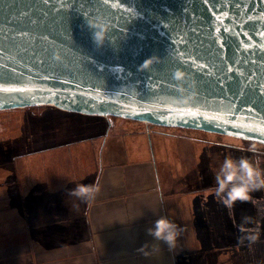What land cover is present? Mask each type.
Listing matches in <instances>:
<instances>
[{"label":"water","instance_id":"95a60500","mask_svg":"<svg viewBox=\"0 0 264 264\" xmlns=\"http://www.w3.org/2000/svg\"><path fill=\"white\" fill-rule=\"evenodd\" d=\"M43 105L264 146V0H0V111Z\"/></svg>","mask_w":264,"mask_h":264},{"label":"rangeland","instance_id":"374dc122","mask_svg":"<svg viewBox=\"0 0 264 264\" xmlns=\"http://www.w3.org/2000/svg\"><path fill=\"white\" fill-rule=\"evenodd\" d=\"M111 118L109 121L50 106L0 111V250L26 241L28 221L41 217L42 203L30 201L34 193L42 195L48 183L58 188L60 179L74 177V171L78 176L91 171L92 148H99L101 138L109 131L122 134L123 143L117 147L128 146L132 154H137L134 148L139 140L145 148L153 147L164 192L177 180L180 195L194 192L202 196L205 202L196 199L194 213L204 243L226 246L227 258L235 256L233 264H264V218L257 216L258 210H264V191L253 193L251 202H236L231 209L215 194V176L226 157H248L264 168V146L213 133ZM252 147L257 149L255 153L249 151ZM193 201L185 203L189 211ZM245 216L253 218L252 222L242 223ZM19 228L24 233L14 231ZM257 230V243L250 244L246 239L241 242V237ZM11 254L9 250L3 257L9 263Z\"/></svg>","mask_w":264,"mask_h":264},{"label":"crops","instance_id":"0c3cea01","mask_svg":"<svg viewBox=\"0 0 264 264\" xmlns=\"http://www.w3.org/2000/svg\"><path fill=\"white\" fill-rule=\"evenodd\" d=\"M120 135L108 131L100 147L92 148L94 163L89 173L78 176L74 171V177L60 179L58 188L48 183L42 195H32L31 202L42 203V215L28 221L26 241L0 250V264H233L235 256L227 258L226 246L204 243L199 236L194 202H205L202 196L180 195L177 180L164 192L153 147L147 149L139 140L134 148L137 154H132L128 146L117 147L123 143ZM168 180L167 184H173ZM81 185H97L100 192L94 200L79 202L69 192ZM193 199L189 211L186 204ZM161 215L183 231L175 249L169 251L159 242L160 252L146 256L141 249L156 243L147 230ZM20 229L14 231L21 233ZM9 250L10 263L3 258Z\"/></svg>","mask_w":264,"mask_h":264},{"label":"clouds","instance_id":"9594fccd","mask_svg":"<svg viewBox=\"0 0 264 264\" xmlns=\"http://www.w3.org/2000/svg\"><path fill=\"white\" fill-rule=\"evenodd\" d=\"M87 23L92 30L94 44L97 48L102 47L105 40L109 38L108 33L110 29L107 22L97 17L95 20H88ZM154 62H158V60L155 57L150 58L141 65V68H147ZM173 78L176 81H181L185 78V73L176 70L173 72ZM249 151L255 153L257 149L252 147ZM215 180L217 185L216 196L220 199L221 203L231 209L236 202H251L253 193L264 191V168L259 167L255 161L248 157L241 156L238 159L226 157L215 176ZM99 192L100 188L97 185H81L71 190L69 195L75 197L79 202L86 203L94 200ZM160 199L161 203H163L162 196ZM74 207L78 209L79 204H75ZM154 214L156 213L154 212ZM257 216L264 218V210H258ZM252 219L247 216L242 217V223H251ZM182 231L183 229L173 220L161 215L155 220L153 226L147 230L148 235L153 237L156 243L152 245L145 244L141 251L146 256L159 253V242H163L167 245L169 251H171L176 248ZM240 239L241 242L246 239L250 244H255L259 241V232L257 230L256 233L241 237ZM149 248L150 251H148Z\"/></svg>","mask_w":264,"mask_h":264},{"label":"snow or ice","instance_id":"6c2138e0","mask_svg":"<svg viewBox=\"0 0 264 264\" xmlns=\"http://www.w3.org/2000/svg\"><path fill=\"white\" fill-rule=\"evenodd\" d=\"M181 115H184L183 113ZM188 115H196V113H189ZM256 130L260 131L261 133H264V127L257 128Z\"/></svg>","mask_w":264,"mask_h":264},{"label":"flooded vegetation","instance_id":"af4514ba","mask_svg":"<svg viewBox=\"0 0 264 264\" xmlns=\"http://www.w3.org/2000/svg\"><path fill=\"white\" fill-rule=\"evenodd\" d=\"M107 118V120H109V121H111L112 120V118L111 117H106ZM106 123H108V122H106ZM109 125L108 126H111L110 124L111 123H108Z\"/></svg>","mask_w":264,"mask_h":264},{"label":"trees","instance_id":"16d2710c","mask_svg":"<svg viewBox=\"0 0 264 264\" xmlns=\"http://www.w3.org/2000/svg\"><path fill=\"white\" fill-rule=\"evenodd\" d=\"M43 106H46V105H43ZM33 107H41V106H33ZM33 107H31V108H33ZM30 108V107H29ZM54 108V107H53ZM56 109V108H55ZM14 110V109H13ZM6 111H12V110H6ZM1 112H3V111H1Z\"/></svg>","mask_w":264,"mask_h":264}]
</instances>
